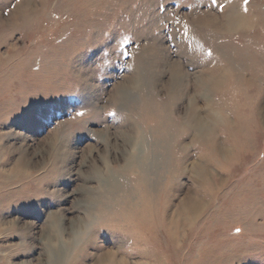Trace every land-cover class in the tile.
Masks as SVG:
<instances>
[{
  "label": "rangeland",
  "instance_id": "obj_1",
  "mask_svg": "<svg viewBox=\"0 0 264 264\" xmlns=\"http://www.w3.org/2000/svg\"><path fill=\"white\" fill-rule=\"evenodd\" d=\"M196 107L217 143L189 128ZM149 116L182 163L140 181L125 139L154 143ZM122 206L151 208L152 231ZM86 228L83 264H264V0H0V264H49Z\"/></svg>",
  "mask_w": 264,
  "mask_h": 264
},
{
  "label": "bare ground",
  "instance_id": "obj_2",
  "mask_svg": "<svg viewBox=\"0 0 264 264\" xmlns=\"http://www.w3.org/2000/svg\"><path fill=\"white\" fill-rule=\"evenodd\" d=\"M24 8V7H23ZM22 8V9H23ZM23 12V11H22ZM25 13V11L23 12V14ZM27 13V12H26ZM230 22L229 24H232L234 26V24H236L237 26L241 23L243 24V19L242 17L238 16V15H235V16H231V18L229 19ZM155 64V63H154ZM155 67H158L157 65L155 66L154 65V68ZM158 69V68H157ZM144 77V76H143ZM173 80L175 83L179 84L181 81H182V77H181V73H175L174 76H173ZM142 81V80H140ZM139 81V82H140ZM183 82V81H182ZM140 86V84H139ZM146 87V85H144ZM142 87V86H141ZM176 88V87H175ZM178 88V87H177ZM176 88V89H177ZM141 89V88H140ZM143 91V90H142ZM125 92V91H124ZM141 93V92H140ZM140 95V94H139ZM142 95V94H141ZM147 96L148 95H142V99L143 100H146V105H143V106H146V107H150V105H153L152 102H148L147 101ZM139 97V96H138ZM141 99V100H142ZM208 103H210L208 101ZM212 103V102H211ZM213 104V103H212ZM208 105V104H207ZM223 106V105H222ZM222 109V108H220ZM197 110V107L195 109H191L188 113V116L187 118L188 119V126L189 128L191 127L192 129L194 128V130L196 129L198 134H199V139H201L202 141H208V143H217L216 140L214 139V134L212 133L211 131V126L210 124L208 123V121H206V119L200 115H198L196 112ZM223 110V109H222ZM215 111V110H214ZM153 112V111H152ZM212 112V111H211ZM210 113V112H209ZM222 113V112H221ZM190 116V117H189ZM206 116V115H205ZM211 116V115H210ZM154 117V116H153ZM152 116H149V119H152L153 122H156V125L157 127H155L154 129L156 130V136H157V139L154 140V143L153 142H147V139H145L143 136L140 137V139L138 138V140H136L135 142H132V139L131 138H126L125 141L126 143L129 145L130 144V156L129 158L127 159V167L124 169L126 170V172H129V173H132L131 175H136L137 179H139V176H138V173H135V169L137 168L139 171V173L143 172V173H146V175H152L153 173L154 174H158L159 173V170L160 172L162 171V166H164V164L166 163V160L169 159L170 162H178V161H181L180 163H182V160L178 157V153H180L182 151V146L180 144V141L178 138L177 140L175 139V142L173 143L172 147L170 148L169 150V147L168 145L170 144V140L171 138H173L174 136L172 135L173 132L170 130V126L167 125V122L163 125V122L161 123V117L160 116H157V117H154L153 118ZM160 119V120H159ZM209 119V118H208ZM158 120H159V123H158ZM227 119H225L224 116H221L219 114V116H216L215 119H214V122L216 124L218 123H223L224 121H226ZM187 122V121H186ZM212 124V123H211ZM184 126V125H183ZM187 128V127H186ZM190 128V129H191ZM174 129V128H173ZM179 129V127H178ZM189 129V130H190ZM175 130V129H174ZM176 131V130H175ZM233 131V130H232ZM180 132V131H179ZM242 133V132H241ZM142 134V133H141ZM145 135V134H144ZM151 137V136H150ZM176 137V135H175ZM179 137V136H178ZM245 138V137H244ZM249 142V141H248ZM172 143V142H171ZM125 148V146H124ZM218 148V147H217ZM216 148V150H217ZM163 151H168V154H160V150ZM129 150V148H128ZM119 152V151H118ZM125 152V151H124ZM170 152V153H169ZM221 152V151H219ZM223 152V151H222ZM231 152V151H230ZM126 153V152H125ZM129 154V153H128ZM127 155V154H126ZM228 155V154H227ZM225 156V155H224ZM168 163V162H167ZM155 164V167L153 166ZM157 164V166H156ZM110 165V164H109ZM180 166V165H179ZM120 167V166H119ZM167 168V167H166ZM173 169L171 170V168L169 169L168 171V175H172L173 173V177L177 174L176 172V169L174 168V166L172 167ZM120 169V168H119ZM168 169V168H167ZM132 170V171H131ZM182 170V169H181ZM173 171V173H171ZM198 171V174L202 177V181L206 183V178L208 177V170L206 168V166H202V167H198L197 169ZM118 173V172H117ZM140 173V174H141ZM113 174V173H112ZM139 174V175H140ZM167 174V173H166ZM179 174V173H178ZM116 175V174H115ZM123 176V175H122ZM169 176V177H170ZM99 177V176H98ZM118 176H116L117 178ZM168 177V178H169ZM176 177V176H175ZM103 178V177H102ZM114 177V175H110L109 178H106V181H105V185L110 189V188H114V189H119L120 186H121V183ZM100 179V178H99ZM123 180V179H122ZM208 180V179H207ZM141 181V180H140ZM157 181V180H155ZM159 183V182H158ZM157 183V185H158ZM125 184V183H124ZM168 184V183H167ZM208 184V183H207ZM133 185V184H132ZM103 186V185H102ZM105 186V188H107ZM204 186H207V185H204ZM128 187V186H127ZM104 188V189H105ZM207 189V188H206ZM107 190V189H106ZM105 190V191H106ZM104 191V190H103ZM108 191V190H107ZM106 191V192H107ZM157 191V190H156ZM171 191V190H170ZM250 191V190H249ZM169 192V191H168ZM140 193V192H139ZM161 193V192H160ZM104 194V193H103ZM109 194V193H108ZM113 194V193H112ZM121 194V193H120ZM98 195V194H97ZM114 195V194H113ZM156 195V194H155ZM125 196V195H124ZM145 196V195H144ZM143 194H142V203H144V197ZM189 196V195H188ZM134 197V196H133ZM137 198V197H136ZM99 199V198H98ZM97 199V200H98ZM105 199V197H104ZM118 199V198H117ZM135 199V197L133 198ZM197 199V198H196ZM195 199V200H196ZM100 200V199H99ZM110 200V199H109ZM194 200V201H195ZM104 201V200H103ZM102 201V202H103ZM112 201V200H110ZM160 201V200H159ZM158 201V202H159ZM197 201V200H196ZM105 202V201H104ZM113 202V201H112ZM111 202V203H112ZM96 203V202H94ZM98 203V202H97ZM108 203V201H107ZM106 203V204H107ZM136 203V202H134ZM146 203V202H145ZM105 205V203L103 204V206ZM137 205V204H136ZM199 200L193 204H190L189 208H187L186 212H187V219H189V223H194L197 219V217H199V214L202 212V210L200 211L198 209L199 207ZM242 205V204H241ZM110 206V205H109ZM116 206V205H115ZM144 206V205H142ZM146 206V205H145ZM118 207V206H116ZM123 208H126L124 210V214L126 215V219L128 221H131L136 223L137 224H141L143 225L144 227H147L149 228L148 230L149 231H152L150 230L151 228L149 226H152L151 223L155 220L154 219V215L152 213V211L150 210L151 208H144L143 211H137L136 209H134L132 206L129 207V206H122ZM140 207V206H139ZM155 207V206H154ZM161 207V206H160ZM111 208V207H110ZM114 208V205H112V209ZM153 208V207H152ZM181 208V207H180ZM111 209V210H112ZM205 209V208H204ZM245 209V208H244ZM118 211V210H117ZM120 211H122L120 209ZM113 212V210H112ZM157 212V211H156ZM183 212V211H182ZM118 214V212H115ZM114 213V214H115ZM155 213V212H154ZM113 214V215H114ZM116 214V215H117ZM122 214V213H121ZM120 214V215H121ZM122 214L120 217L123 218L122 216L124 215ZM157 214V213H156ZM234 213H232L233 215ZM236 214V213H235ZM115 215V217H116ZM184 215V214H183ZM99 216V215H98ZM97 216V217H98ZM157 216V215H156ZM155 216V217H156ZM186 216V215H185ZM184 216V217H185ZM201 216V215H200ZM118 217V216H117ZM124 217V218H125ZM183 217V216H182ZM186 219V220H187ZM113 220V219H112ZM153 220V221H152ZM110 221V220H109ZM118 223V222H117ZM123 223V222H122ZM93 224H90V226H92ZM155 225V224H154ZM169 225V224H168ZM176 225V223H175ZM89 226V227H90ZM128 227V226H127ZM153 227V226H152ZM178 227V226H177ZM82 228V227H81ZM93 228V227H92ZM179 228V227H178ZM177 228V229H178ZM89 229V228H88ZM59 230V229H58ZM81 231V230H80ZM84 231V230H83ZM87 228L85 229V231L81 234L82 236V240L83 241V245L80 246V242L81 240H79L80 242H75V239L73 238H70L69 241H63L62 243H60L58 245V247L56 248V252L55 254H53L50 258L49 261V264H83L79 258H81V253L82 252H85V251H88V247H90V249L92 247H95V244H96V236L94 235H91V236H88L87 234ZM64 232L66 233V231L64 230ZM251 232V231H250ZM57 233V232H56ZM59 233V231H58ZM90 235V234H89ZM173 235V234H172ZM178 236V235H177ZM173 237H175V235H173ZM57 246V245H56ZM53 249V248H52ZM109 259V261L107 260V258H105L106 261H108V263L104 262L105 264H114L115 262L119 264H130L128 263L126 260L122 259V260H117V258H115V256L113 254H107L106 255ZM105 256V257H106ZM206 259V258H205ZM190 260V259H189ZM192 262V261H191ZM194 262V261H193ZM203 263V262H202ZM103 264V263H102ZM192 264V263H191Z\"/></svg>",
  "mask_w": 264,
  "mask_h": 264
},
{
  "label": "snow or ice",
  "instance_id": "obj_3",
  "mask_svg": "<svg viewBox=\"0 0 264 264\" xmlns=\"http://www.w3.org/2000/svg\"><path fill=\"white\" fill-rule=\"evenodd\" d=\"M211 3H212L213 6H216L217 0H211ZM244 3H245V5H247L248 0H244ZM220 8H221V10H223V6H220ZM245 10H246V8H245ZM177 23H179V21H177ZM185 29H187V25H185ZM186 34L187 33L185 32V35ZM118 54H120V55H127L126 53H123V52H119ZM209 55H211V53H209ZM80 115H83V114L80 113ZM112 115H114V113H112Z\"/></svg>",
  "mask_w": 264,
  "mask_h": 264
}]
</instances>
